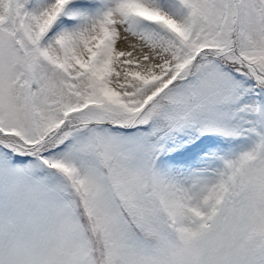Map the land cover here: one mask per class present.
Here are the masks:
<instances>
[{"label":"snow or ice","instance_id":"snow-or-ice-1","mask_svg":"<svg viewBox=\"0 0 264 264\" xmlns=\"http://www.w3.org/2000/svg\"><path fill=\"white\" fill-rule=\"evenodd\" d=\"M0 264H264V0H0Z\"/></svg>","mask_w":264,"mask_h":264}]
</instances>
